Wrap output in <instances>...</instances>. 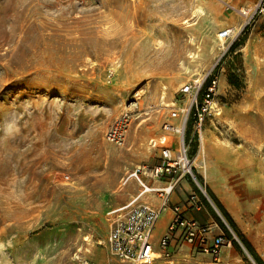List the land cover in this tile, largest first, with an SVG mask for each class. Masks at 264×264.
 <instances>
[{"label":"rangeland","instance_id":"obj_1","mask_svg":"<svg viewBox=\"0 0 264 264\" xmlns=\"http://www.w3.org/2000/svg\"><path fill=\"white\" fill-rule=\"evenodd\" d=\"M259 1L0 0V264H124L105 244L123 180L158 164L151 139L213 66L220 114L205 115L201 143L193 122L185 132L205 191L186 180L231 244L218 261L181 243L151 264H257L211 194L264 264V14L239 13ZM224 29L200 77L185 72L190 40L203 50ZM124 112L116 146L104 133Z\"/></svg>","mask_w":264,"mask_h":264},{"label":"built area","instance_id":"obj_2","mask_svg":"<svg viewBox=\"0 0 264 264\" xmlns=\"http://www.w3.org/2000/svg\"><path fill=\"white\" fill-rule=\"evenodd\" d=\"M239 13L250 21L257 13L264 14V2L260 0L250 9H240ZM230 29L218 33V39L226 40L230 36ZM217 77L214 66L211 67L199 81L184 84L180 92L189 98L186 107H175L170 112V120L179 118L177 124L166 121L162 124L163 134L158 143L150 141L152 148L159 147L160 162L153 166H135L129 177L135 178L142 187V192L151 191L146 187L142 178L167 180L173 177L187 178L200 191L204 188L200 175L193 163L189 143L186 140V125L193 122L194 138L201 143V129L205 115L220 114L214 101L216 94ZM136 107V100L130 103ZM130 114L124 112L105 130L104 138L116 146H123L126 132L130 123ZM174 184L166 185L159 196L163 198L158 207L138 201V196L112 211L110 229L105 244L111 255L124 264H151L160 257H169L172 254L171 242L174 245L188 244L202 254L209 255L218 261L223 247L231 244V239L224 235H213L208 224L199 223L184 216L178 205H169L167 196ZM191 207L198 210L201 204L195 201L192 195L189 198ZM171 211V219L166 233L159 239L157 245L152 241V230L160 214L165 210ZM158 253V257L155 254ZM88 264V263H85Z\"/></svg>","mask_w":264,"mask_h":264},{"label":"crops","instance_id":"obj_3","mask_svg":"<svg viewBox=\"0 0 264 264\" xmlns=\"http://www.w3.org/2000/svg\"><path fill=\"white\" fill-rule=\"evenodd\" d=\"M208 149L209 150L212 149L218 159L224 157L225 151L223 149L213 147L212 144H208ZM186 179L187 178L173 177L167 180H157V179H149L144 177L142 178L144 185L146 187H150L152 190L147 192H142V187L140 183L135 178H130L124 184L125 198L128 199L127 201L124 202V204L138 196V201L147 203L154 207H158L163 201V198L159 196V191H161L168 184H174L173 189L167 196L168 204L178 205L184 212V216L186 218L193 219L202 224H208L211 227L210 225V221L212 220L211 215L206 210L204 213L202 212L197 213L196 211H194L193 207H191L192 202L189 201V198L192 196L190 192L191 186ZM211 188L215 194V190L213 189V186ZM170 219H171L170 210L167 209L160 214L152 230V241L154 245H157L159 239L166 233L167 225L169 224ZM174 246H175L174 242H171L170 249L172 250Z\"/></svg>","mask_w":264,"mask_h":264},{"label":"bare ground","instance_id":"obj_4","mask_svg":"<svg viewBox=\"0 0 264 264\" xmlns=\"http://www.w3.org/2000/svg\"><path fill=\"white\" fill-rule=\"evenodd\" d=\"M199 8H201V7H199ZM198 10L201 11V9H198ZM217 35H218V33H216L215 37L213 38V41L208 42L207 45L204 46V49L203 50H201V48L199 47V45H196L197 43L195 44L193 42V40H190L191 44L192 45H195V50L193 52H190L189 53V58H190L189 62H187L186 64H182L183 70L185 72H187L188 74H192L195 77H200V68L202 67L203 61L205 60V58L207 56H209V55H211L213 53V51L216 48V44L215 43H217V44L219 43L218 44L219 46L220 45L223 46V44L225 42L223 40L218 39ZM197 79L195 78V80H197ZM162 89H165V86H162ZM156 140L155 139H151V141H156ZM203 145H202V147H201V149L199 151V155H201V153H203V151H204V149H203L204 146ZM147 150H149V149H147ZM199 163L201 165L202 164V161L200 160ZM123 182L125 184V182H127V180L124 179ZM155 256L158 257V253H156Z\"/></svg>","mask_w":264,"mask_h":264},{"label":"trees","instance_id":"obj_5","mask_svg":"<svg viewBox=\"0 0 264 264\" xmlns=\"http://www.w3.org/2000/svg\"><path fill=\"white\" fill-rule=\"evenodd\" d=\"M211 198H212L215 206L220 210L221 214L224 216V218L226 219V221L229 223V225L232 228V230L238 235V237H239L241 243L243 244L244 248L248 251V253L252 256V258L256 261L257 264H262L261 260L257 256L254 248L251 246V244L247 241V239L237 229L234 221L232 220V218L230 217V215L227 213V211L225 210V208L222 206V204L219 202V200L213 194H211ZM218 223L220 224V226L222 228H224V225L220 221H218ZM231 237L232 236L230 235L229 236V239H232Z\"/></svg>","mask_w":264,"mask_h":264}]
</instances>
